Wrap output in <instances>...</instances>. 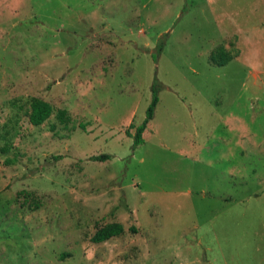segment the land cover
<instances>
[{
    "label": "rangeland",
    "instance_id": "374dc122",
    "mask_svg": "<svg viewBox=\"0 0 264 264\" xmlns=\"http://www.w3.org/2000/svg\"><path fill=\"white\" fill-rule=\"evenodd\" d=\"M0 264H264V0H0Z\"/></svg>",
    "mask_w": 264,
    "mask_h": 264
},
{
    "label": "trees",
    "instance_id": "16d2710c",
    "mask_svg": "<svg viewBox=\"0 0 264 264\" xmlns=\"http://www.w3.org/2000/svg\"><path fill=\"white\" fill-rule=\"evenodd\" d=\"M223 62L219 63V65L223 66L227 62H229L232 57L227 54L223 56ZM159 90L156 87H153V100L147 112V117L142 125L137 129V133L134 139V149L144 143L143 134L146 131L149 123L153 120L155 115V109L159 103ZM54 109L51 104L48 102L41 100L39 98H34L31 102V111L29 115V119L32 125L41 126L46 121L50 119L53 115ZM57 118L62 122L66 123L68 120V113L66 110L58 111ZM96 161H107L110 159L109 155H101L98 157H93ZM125 229L120 223H111L102 228H100L96 234L92 237L91 241L93 243H104L109 241L112 238L118 237L124 233ZM134 231V230H133Z\"/></svg>",
    "mask_w": 264,
    "mask_h": 264
},
{
    "label": "crops",
    "instance_id": "0c3cea01",
    "mask_svg": "<svg viewBox=\"0 0 264 264\" xmlns=\"http://www.w3.org/2000/svg\"><path fill=\"white\" fill-rule=\"evenodd\" d=\"M145 138V137H144Z\"/></svg>",
    "mask_w": 264,
    "mask_h": 264
}]
</instances>
